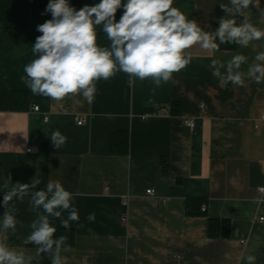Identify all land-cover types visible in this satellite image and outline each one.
<instances>
[{
  "label": "crops",
  "instance_id": "1",
  "mask_svg": "<svg viewBox=\"0 0 264 264\" xmlns=\"http://www.w3.org/2000/svg\"><path fill=\"white\" fill-rule=\"evenodd\" d=\"M68 2L79 10L100 0ZM221 3L230 0H173V7L214 32L220 18H229ZM122 14L118 9L117 21ZM246 14L264 29V0ZM51 18L32 10L30 0H0V221L5 178L12 184L39 179L36 190L59 180L73 193L79 214L67 228L74 241L71 251L61 253L63 264H247L249 254L264 264V192H258L264 187V82L221 85L209 67L214 58L226 62L236 54L252 63L264 51V39L255 47L218 51L194 45L186 50L190 63L158 88L151 78H137L129 87L128 75L117 71L95 82L90 104L79 95L56 101L33 94L24 72L38 58L32 52L42 35L37 26ZM235 19L239 24L244 18ZM11 92L25 93L13 108ZM186 119L194 120L192 128ZM55 131L66 138L59 148L50 139ZM115 132L128 134L126 155L112 151ZM190 199L202 201L204 214H187ZM13 206L17 224L7 243L34 255L36 246L24 240L43 210L33 211L30 195L14 198ZM92 213L95 220L89 221ZM210 218L229 222L227 238L207 236ZM49 220L66 229L60 219ZM39 264H52L47 253Z\"/></svg>",
  "mask_w": 264,
  "mask_h": 264
},
{
  "label": "clouds",
  "instance_id": "2",
  "mask_svg": "<svg viewBox=\"0 0 264 264\" xmlns=\"http://www.w3.org/2000/svg\"><path fill=\"white\" fill-rule=\"evenodd\" d=\"M226 16L219 20L214 32L204 31L195 20H188L183 12L173 7V0H100L94 5H85L79 10L69 5L68 0H50L46 12L52 18L37 26L42 35L36 38L32 52L38 58L24 67L26 83L33 94L62 101L66 97L82 96L89 104L96 92L95 82L108 80L122 71L128 75L129 87L136 79L151 78L155 87L167 83L173 73L185 68L191 61L186 50L194 45L202 49L218 51L219 44L231 43L247 48L254 41L264 39V29L250 22L246 11L250 6L259 8L260 0H230V5L221 3ZM123 8L117 21L116 13ZM236 16L244 19L237 23ZM260 23L264 24V19ZM97 26L106 34L109 47L97 44ZM219 41V44L216 41ZM247 64L246 70L242 65ZM212 75L221 85L229 82L244 87L246 80L264 82V51L257 52L253 62L248 63L244 54H236L224 62L214 58L209 65ZM223 70V71H222ZM22 80L25 77H21ZM152 101L149 100V103ZM52 144L59 148L65 137L59 131L52 133ZM40 180L30 184L11 183L8 176L3 182V206L6 211L0 221V264H39L42 253H47L52 264H63L62 252L71 251L67 237L54 238L56 228L49 217L60 219L64 228L70 221H79L77 209L71 203L73 193L66 190L59 180L48 181L42 190H36ZM30 195L37 219L30 227L32 232L24 244H34L35 254L9 247L8 230L15 231L16 218L9 204L14 198L23 200ZM67 211V218L62 212ZM89 221L95 214H89ZM247 264H255L256 257L247 255Z\"/></svg>",
  "mask_w": 264,
  "mask_h": 264
},
{
  "label": "trees",
  "instance_id": "3",
  "mask_svg": "<svg viewBox=\"0 0 264 264\" xmlns=\"http://www.w3.org/2000/svg\"><path fill=\"white\" fill-rule=\"evenodd\" d=\"M50 0H30V7L32 10L46 11V7ZM219 44V41H216ZM97 44L101 47H109L110 42L107 39L106 34H97ZM236 44L225 43L219 44V49H233ZM18 96L25 97V93L11 92L9 94V106L13 108L16 105ZM128 134L126 132H115L112 136V151L116 155H126L128 152ZM164 161L161 160V163ZM202 201L197 199H190L187 201L186 209L187 214L202 215L204 214V209H202ZM230 224L227 220H207V236L211 238H227L229 236ZM59 236L67 237L66 244L70 247L73 245L74 232L70 229H56L54 238Z\"/></svg>",
  "mask_w": 264,
  "mask_h": 264
},
{
  "label": "built area",
  "instance_id": "4",
  "mask_svg": "<svg viewBox=\"0 0 264 264\" xmlns=\"http://www.w3.org/2000/svg\"><path fill=\"white\" fill-rule=\"evenodd\" d=\"M201 108H203V105H201ZM32 110L35 111V112H38L39 111V107L37 105H34L32 107ZM44 120H47V118H44ZM184 122H185L184 124L187 127H189V128H192L194 126V120L193 119H186V121L184 120ZM81 124H82V119H78L76 121V125H81ZM258 192H264V187H259L258 188ZM146 193L149 194V195H153V191L152 190H147ZM202 209H204V208L202 207ZM259 220L262 221L264 219L260 218Z\"/></svg>",
  "mask_w": 264,
  "mask_h": 264
}]
</instances>
